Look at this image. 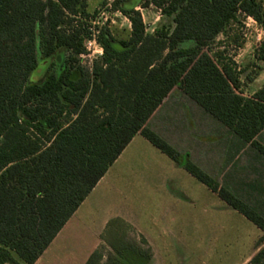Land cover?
Instances as JSON below:
<instances>
[{
	"label": "trees",
	"instance_id": "obj_1",
	"mask_svg": "<svg viewBox=\"0 0 264 264\" xmlns=\"http://www.w3.org/2000/svg\"><path fill=\"white\" fill-rule=\"evenodd\" d=\"M151 2L171 18L154 32L136 9ZM112 4L130 19V35L101 28L103 54L89 69L78 56L90 31L74 23L89 15L87 0H0V264H33L137 133L264 232L262 213L147 124L179 88L264 155V85L245 95L233 59L219 64L208 49L240 13L264 27L261 2ZM60 51L68 55L57 66ZM255 56L264 61V38ZM128 231L122 218L112 219V251L103 261L95 250L85 264H149L145 240ZM246 264H264V245Z\"/></svg>",
	"mask_w": 264,
	"mask_h": 264
},
{
	"label": "rangeland",
	"instance_id": "obj_2",
	"mask_svg": "<svg viewBox=\"0 0 264 264\" xmlns=\"http://www.w3.org/2000/svg\"><path fill=\"white\" fill-rule=\"evenodd\" d=\"M112 1L87 0L89 15L77 17L74 23L87 31L90 27L97 31L106 27L116 38H128L131 21L113 8ZM259 1L264 9V0ZM136 9L141 12L149 32L171 23V18L153 2L138 5ZM263 38L264 27L252 16L240 13L208 45L219 64L233 59L240 70L241 90L245 95L264 85V61L255 56ZM192 44L193 41L183 43ZM84 54L78 56L80 64L89 68L98 55L87 49ZM67 55L66 51L55 55L57 66ZM38 57L42 63L40 49ZM150 125L177 149L189 151L194 162L264 213V156L179 88L157 110ZM258 139L264 143V132ZM125 156L124 161L114 165L107 181L124 192L122 212L127 218L137 220L144 234L150 237L158 251L159 264H246L249 261L243 263L263 235L256 224L158 149L148 151L140 147ZM128 234L136 240L130 231Z\"/></svg>",
	"mask_w": 264,
	"mask_h": 264
},
{
	"label": "crops",
	"instance_id": "obj_3",
	"mask_svg": "<svg viewBox=\"0 0 264 264\" xmlns=\"http://www.w3.org/2000/svg\"><path fill=\"white\" fill-rule=\"evenodd\" d=\"M173 91L174 90H172V92ZM171 93L168 95V97H166L160 107L169 98ZM153 116L147 122L148 125H150V120L153 118ZM150 127L156 130L151 125ZM156 131L159 132L158 130ZM263 132L264 129L261 133ZM261 133L258 135V138L260 137ZM169 142L171 141L169 140ZM171 144L173 143L171 142ZM140 147L145 148L148 151L158 149L146 137H144L140 133H137L129 142V144L125 147V149L116 159V161L110 166L106 174L99 180V182L92 189L90 194L81 203V205L70 217V219L65 223V225L58 232V234L55 236L49 246L33 264H85L90 254L95 250L102 251L103 261H105L106 255L110 251H112V248L109 245L108 230L110 226V221L115 218H122L129 225V231L132 233V235L136 238L138 242L139 238H143L145 240V242L141 244L142 246L149 248L152 254V258L149 264L160 263L159 261H157L158 251L156 247H153L154 245L153 242L150 241V237L144 234L142 229L138 226L137 220L134 221L133 219L127 218L122 212L123 208L121 206V197L124 196V192L118 185L107 181L108 174L113 169L114 165H117V163L123 160L124 157H126L125 155L129 153V151H131L132 153L135 149ZM158 150L162 152L160 149ZM112 191H114V193ZM246 202L250 205L253 204L252 201ZM259 212L262 213L261 211ZM262 214L264 215V213ZM262 245H264V242L259 246L256 245L253 251L244 259L243 263L248 260L250 261V259Z\"/></svg>",
	"mask_w": 264,
	"mask_h": 264
},
{
	"label": "built area",
	"instance_id": "obj_4",
	"mask_svg": "<svg viewBox=\"0 0 264 264\" xmlns=\"http://www.w3.org/2000/svg\"><path fill=\"white\" fill-rule=\"evenodd\" d=\"M89 29H91L89 35L84 38V46L87 50H92L93 53H97L98 58H100L103 54V48L97 40L99 31L93 30L91 27ZM80 55L85 56L84 53H81ZM92 64L93 63L91 62L89 69H92Z\"/></svg>",
	"mask_w": 264,
	"mask_h": 264
}]
</instances>
